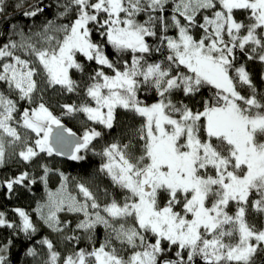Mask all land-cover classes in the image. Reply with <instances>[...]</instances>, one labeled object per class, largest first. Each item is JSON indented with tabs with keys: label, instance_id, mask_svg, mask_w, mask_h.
<instances>
[{
	"label": "snow or ice",
	"instance_id": "6c2138e0",
	"mask_svg": "<svg viewBox=\"0 0 264 264\" xmlns=\"http://www.w3.org/2000/svg\"><path fill=\"white\" fill-rule=\"evenodd\" d=\"M0 264H264V0H0Z\"/></svg>",
	"mask_w": 264,
	"mask_h": 264
},
{
	"label": "trees",
	"instance_id": "16d2710c",
	"mask_svg": "<svg viewBox=\"0 0 264 264\" xmlns=\"http://www.w3.org/2000/svg\"><path fill=\"white\" fill-rule=\"evenodd\" d=\"M68 126H69V127H73V130H74V131H78V126H74V125H72V124H69ZM69 172H70L71 175H77V174H80V173L78 172V170H72V169H69ZM40 195H42V188L36 190V196L39 197ZM26 204H27V201H24V203L21 204L20 206H25ZM33 206H34V205H33Z\"/></svg>",
	"mask_w": 264,
	"mask_h": 264
}]
</instances>
